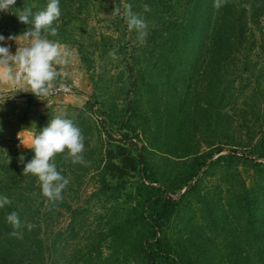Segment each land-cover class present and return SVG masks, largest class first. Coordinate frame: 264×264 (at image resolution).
Masks as SVG:
<instances>
[{
    "label": "trees",
    "instance_id": "obj_1",
    "mask_svg": "<svg viewBox=\"0 0 264 264\" xmlns=\"http://www.w3.org/2000/svg\"><path fill=\"white\" fill-rule=\"evenodd\" d=\"M121 1L59 0L58 35L47 38L84 46L74 28L82 12L90 18L92 7L120 8ZM125 1L147 22L148 35L141 54L126 49L130 81L124 106H113L120 121L111 112L102 121L110 146L90 169L76 163V183L92 173L96 189L75 204L80 192L68 169L60 170L65 155L58 154L57 170L69 183L52 201L38 177L23 175L24 161L0 159V197L11 201L0 208V264H264V0H221L219 8L215 0ZM20 2L36 13L48 0ZM29 26L15 25L12 33ZM48 98L31 94L21 105L34 112ZM203 124L200 134L217 135L205 141L206 152L201 142L176 139L182 130L196 135ZM241 128L259 135L258 145L254 137L242 144L230 136ZM158 139L166 150L152 144ZM226 145L230 151L222 155ZM161 150L167 159L159 165L151 152ZM23 155L31 160L34 152ZM241 164L253 169L246 168L249 177ZM12 212L33 225L17 230L22 238L11 235Z\"/></svg>",
    "mask_w": 264,
    "mask_h": 264
},
{
    "label": "rangeland",
    "instance_id": "obj_2",
    "mask_svg": "<svg viewBox=\"0 0 264 264\" xmlns=\"http://www.w3.org/2000/svg\"><path fill=\"white\" fill-rule=\"evenodd\" d=\"M20 1L17 0L16 5L10 11L0 12V35L5 37V42L0 44V46L10 47L12 54L16 53L19 45L15 40H9L8 37L20 36L31 27L29 26L25 30L23 29L20 33H12L15 25H21L16 15L23 10V4ZM119 7V14L121 15L119 17L113 12L115 8H111L109 5L108 8H103L106 11L103 9L100 11L99 9L101 7H92V15L90 18L88 11L82 12L80 20L78 21L79 23L74 25V28L76 33L83 35L82 37L85 41L83 42L84 46L59 43L62 46L63 60L65 62L58 65L57 69L63 72L62 80L65 87H53L52 93L48 96V105L40 107L34 112L27 111L21 103H24L28 96L33 94L31 92H25L28 90V86L23 83H3V86H1L0 83V159L2 163L7 162L8 158L21 160L23 156V161L27 164L30 160L23 154L30 150L21 144L18 138L19 135L22 133L21 138L30 143L31 138L42 131L44 127L48 126L51 119L55 117L70 119L81 129L85 138L83 152L84 163H88L86 166L89 169L95 162L98 163L100 161L101 156H103L104 151L107 150L106 148L110 146L111 142L104 130L105 127L102 125V121L108 119L107 115L110 112L116 123L120 121L119 116L116 117L114 114L113 106H118L119 109L124 106V103L121 102L124 100L121 99L124 97L126 90L124 91L122 89L125 82L128 83L130 81L128 80L129 74L126 73V64L129 63V59L125 62V58H128L126 49L128 48L132 53L134 52L136 56L141 54V48L146 43V39L143 43L138 41L137 32L134 29L130 31L129 28L126 29L125 27L127 24L124 22L125 16L123 15L127 7L126 1L122 0ZM91 39H94L93 42L98 45L92 43ZM21 42L24 43V41ZM134 48L139 49L137 53ZM113 51H115L119 59L114 60L109 55ZM122 72L127 74L126 77H121ZM135 75L139 77L138 73ZM66 94L69 96H66ZM65 97L77 99L80 103L69 105L67 104L68 102L63 101ZM154 118L155 114L151 112L149 116L151 123ZM120 125L119 123L118 126L120 127ZM204 125L200 128L198 126L199 130L196 132V135H188L182 130L180 135H176V139L179 141V139L188 138V141L192 142L193 147L199 145L201 142V150L206 152L209 144H206L205 141L212 142L217 135H214V137L211 135L210 137L200 134ZM113 128L115 130V125ZM115 134L120 135L119 133ZM147 135H151V138L154 137L149 132V129L147 130ZM230 136L236 139L238 143L242 142V144L248 143L249 138L254 137L253 146L258 145L260 141L259 135H251L245 128L240 129V135ZM141 139L140 146L146 140L144 137ZM154 143L159 147L161 146L163 150L167 149V146L159 139L155 140L152 144L154 145ZM226 148L222 155L228 154L231 147L226 145ZM235 149L239 150V148ZM249 149L250 147H247L245 152L248 153L250 151ZM163 150L151 152L152 159L159 165L164 163L163 159H167L164 158L163 152L165 151ZM62 154L65 156L59 162L60 170L68 169V175L73 182V187L80 192L77 200L76 196H73V201H75V204H85L96 189L95 174H87L80 183H76L74 179L80 174L77 164L72 162L67 152ZM214 158H217V155ZM260 161L264 162V160ZM63 163H65L64 167H62ZM84 163L82 164L85 165ZM246 168L243 164L239 166V170L243 172L244 176L249 177L250 174L244 172H251L253 169L249 167L252 170L247 168V171ZM70 171L74 172V174ZM133 181L131 180L130 183ZM171 197L178 199L179 196ZM108 209L109 205L106 208H102L101 213L105 215ZM92 222H96L95 215ZM68 223V220L61 222L60 228H65Z\"/></svg>",
    "mask_w": 264,
    "mask_h": 264
},
{
    "label": "clouds",
    "instance_id": "obj_3",
    "mask_svg": "<svg viewBox=\"0 0 264 264\" xmlns=\"http://www.w3.org/2000/svg\"><path fill=\"white\" fill-rule=\"evenodd\" d=\"M16 2L17 0H0V12L10 11ZM220 6L221 0H215L214 7ZM143 10L149 12L151 9L145 4ZM119 11V8H115L113 12L119 14ZM16 15L21 23L31 27L20 36L8 37L19 45L15 54L11 53L10 47L0 46V83H23L28 86V90L23 91L31 92L39 99L47 97L52 93L57 78L63 76L57 66L65 62L62 46L47 38L49 35H58V28L54 25L61 16L59 0H48L46 7L36 13H33L31 7H27ZM124 15L129 30L134 29L138 41L143 43L148 35L147 22L132 12L131 5H127ZM4 42L5 37L0 35V44ZM109 55L114 60L119 59L115 51ZM64 87V84H60V88ZM21 137L22 133L18 137L21 144L34 152V157L24 167L23 175L32 174L38 177L42 193L49 200L61 199L62 191L69 181L57 170L54 158L67 152L73 163H84L85 138L81 129L70 119L55 117L48 126L31 138L30 143ZM23 159L22 156L21 162ZM10 203L6 196L0 197V208ZM6 219L14 229L12 236L22 238L23 234L17 230L23 227L31 230L33 227L30 223H22L16 212L7 215Z\"/></svg>",
    "mask_w": 264,
    "mask_h": 264
},
{
    "label": "crops",
    "instance_id": "obj_4",
    "mask_svg": "<svg viewBox=\"0 0 264 264\" xmlns=\"http://www.w3.org/2000/svg\"><path fill=\"white\" fill-rule=\"evenodd\" d=\"M1 86H3V83H1ZM66 96H69V95H67L66 94ZM63 101L65 102H68L67 104H69V105H71V104H73V103H80V101L79 100H77V99H71V98H67V97H65V99H63ZM22 104V103H21Z\"/></svg>",
    "mask_w": 264,
    "mask_h": 264
},
{
    "label": "built area",
    "instance_id": "obj_5",
    "mask_svg": "<svg viewBox=\"0 0 264 264\" xmlns=\"http://www.w3.org/2000/svg\"><path fill=\"white\" fill-rule=\"evenodd\" d=\"M65 91H68V90H65Z\"/></svg>",
    "mask_w": 264,
    "mask_h": 264
}]
</instances>
